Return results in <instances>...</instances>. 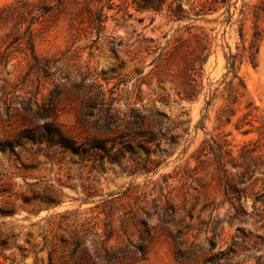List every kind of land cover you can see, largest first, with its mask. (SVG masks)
Returning <instances> with one entry per match:
<instances>
[{
  "label": "rangeland",
  "instance_id": "rangeland-1",
  "mask_svg": "<svg viewBox=\"0 0 264 264\" xmlns=\"http://www.w3.org/2000/svg\"><path fill=\"white\" fill-rule=\"evenodd\" d=\"M3 9L8 10L2 16L9 17L0 20V264H99L95 241L110 236L108 245L136 242L142 223L156 224L155 217L145 216L154 206L167 204L183 218L193 207L195 220L203 203L221 199L222 188L208 184L203 171L194 179L183 171L197 165V156L209 161L216 143H225L238 161L243 147L252 150L246 163L253 172L243 197L251 210L255 193L264 188V168L253 165L256 158L264 161V0H0V16ZM99 9L104 19L97 34L89 17ZM32 17H37L31 24L35 55L47 62L46 72L30 70L34 60L26 29ZM255 32L258 52L251 63L248 47ZM178 37L194 45L200 40L207 55L203 88L191 101L181 99L169 81H158L156 58ZM230 54L237 56L238 78L229 72ZM66 73L67 88L55 97L48 120L73 134H85L77 123L82 91L71 86L82 78L84 84H101L121 110L153 107L184 122L176 129L172 153L155 172L130 174L90 161L80 165L44 143H28L15 153L2 149L1 140L29 126L22 104L34 110L51 106L50 93L56 85L62 89ZM229 81L238 88L232 103ZM235 175L228 167V178ZM227 210V202L218 208L221 214ZM174 250L173 241L158 234L146 258L128 264H202L180 262Z\"/></svg>",
  "mask_w": 264,
  "mask_h": 264
},
{
  "label": "trees",
  "instance_id": "trees-1",
  "mask_svg": "<svg viewBox=\"0 0 264 264\" xmlns=\"http://www.w3.org/2000/svg\"><path fill=\"white\" fill-rule=\"evenodd\" d=\"M57 1L59 4L62 2ZM19 8L18 5L12 7L13 13ZM257 9H254L255 16L259 15ZM6 10L8 9L1 11V21L9 17L8 14L2 16ZM36 18H31L26 29L27 43L34 60L30 70L46 72L47 62L41 63L35 55L31 24ZM103 19L101 9L90 13L89 23L94 25L97 34ZM257 35L255 32L248 47L251 63L258 52ZM195 41L196 45L190 38L178 37L174 39L171 47L163 48L156 58V68H160L157 72L158 81H169L172 86L177 87V94L181 99L190 101L195 99L203 88L200 78L207 56L203 55L205 47L200 40ZM236 57L230 54L227 60L229 72L233 77H237ZM65 75V82L60 83L62 89L57 91L59 85H56L50 93L51 106L36 105L37 109L34 110L29 103L22 104V113L28 118L29 126L17 129L12 136L1 140L3 150L15 153L16 149L25 150L28 143H44L47 148L57 149L56 153L76 157L80 165L88 161L92 162L93 166L108 163L118 165L122 171L130 174L155 172L172 153V142L179 136L176 129L183 125V121L170 120L153 107L145 111H138L133 107L121 110L115 106L113 98L105 96L101 84L94 81L84 84L85 78L71 85L76 91H82L77 123L84 130V136L73 134L54 119L48 120L53 115L52 104L55 97L67 88L69 73ZM227 84L229 103H232L236 100L235 93L238 88L234 89L230 81ZM238 87H241L243 94V82L239 81ZM40 119L45 121L39 124ZM226 120L229 121L230 116H227ZM216 146V152L212 151L213 157L209 158V161L197 156V165L192 168L186 165L183 174L194 179L198 171H203L205 176L209 177L208 184L213 183L222 188L219 201L203 203L195 220L192 215L193 207L183 218L167 204L159 208L154 206L145 216L147 219L155 217L157 222L155 225L142 223L144 229L138 233L136 242L127 239L118 245H108L110 236L95 241L96 261L99 264H128L145 259L155 237L165 234L173 241L175 258L180 262H194L200 259L202 264H245V261L253 258L254 264H264V250H261V245L264 244V188L255 193L250 211L243 205V197L247 194L246 182L253 172L246 163V160L251 159L252 150L243 147L238 161L225 148V143H216ZM258 159L253 161V165L264 168V161ZM228 167L236 170L234 180L228 178ZM163 178L166 183L167 177L163 175ZM224 202L228 203V210L221 214L218 208ZM206 210L209 212L207 217H204ZM258 250H261V253L254 255Z\"/></svg>",
  "mask_w": 264,
  "mask_h": 264
}]
</instances>
